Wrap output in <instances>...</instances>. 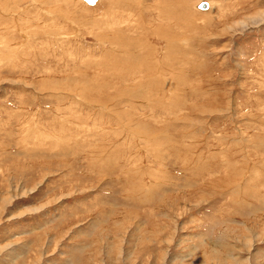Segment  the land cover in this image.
I'll list each match as a JSON object with an SVG mask.
<instances>
[{
  "label": "rangeland",
  "instance_id": "rangeland-1",
  "mask_svg": "<svg viewBox=\"0 0 264 264\" xmlns=\"http://www.w3.org/2000/svg\"><path fill=\"white\" fill-rule=\"evenodd\" d=\"M0 264H264V0H0Z\"/></svg>",
  "mask_w": 264,
  "mask_h": 264
},
{
  "label": "bare ground",
  "instance_id": "bare-ground-1",
  "mask_svg": "<svg viewBox=\"0 0 264 264\" xmlns=\"http://www.w3.org/2000/svg\"><path fill=\"white\" fill-rule=\"evenodd\" d=\"M86 3H88L90 6H96L98 3V0H84ZM204 5L201 6V4L199 5V7H197L199 10L201 11H208L210 10L209 4L208 3H203ZM213 7V4H211Z\"/></svg>",
  "mask_w": 264,
  "mask_h": 264
},
{
  "label": "water",
  "instance_id": "water-1",
  "mask_svg": "<svg viewBox=\"0 0 264 264\" xmlns=\"http://www.w3.org/2000/svg\"><path fill=\"white\" fill-rule=\"evenodd\" d=\"M204 4L203 3H201V6H203Z\"/></svg>",
  "mask_w": 264,
  "mask_h": 264
}]
</instances>
